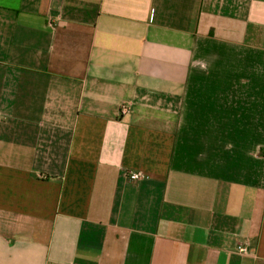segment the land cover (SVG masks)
<instances>
[{"label":"crops","instance_id":"obj_1","mask_svg":"<svg viewBox=\"0 0 264 264\" xmlns=\"http://www.w3.org/2000/svg\"><path fill=\"white\" fill-rule=\"evenodd\" d=\"M0 264H264V0H0Z\"/></svg>","mask_w":264,"mask_h":264},{"label":"built area","instance_id":"obj_2","mask_svg":"<svg viewBox=\"0 0 264 264\" xmlns=\"http://www.w3.org/2000/svg\"><path fill=\"white\" fill-rule=\"evenodd\" d=\"M122 110H123V112H127L128 111V106H123ZM140 177H141V173L137 172V171H132L129 174V178L132 179V180L139 179ZM238 249H239L240 252H246L247 251L246 247L244 245H239Z\"/></svg>","mask_w":264,"mask_h":264}]
</instances>
